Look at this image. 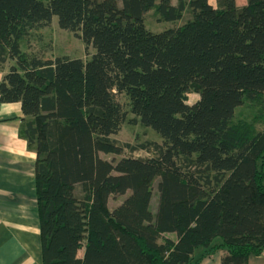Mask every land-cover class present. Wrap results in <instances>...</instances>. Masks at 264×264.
<instances>
[{"label":"trees","instance_id":"trees-1","mask_svg":"<svg viewBox=\"0 0 264 264\" xmlns=\"http://www.w3.org/2000/svg\"><path fill=\"white\" fill-rule=\"evenodd\" d=\"M153 9L176 25L149 30ZM54 16L85 57L49 55L38 32ZM0 72L37 154L43 264L264 252V0H0ZM242 105L253 118L236 119ZM126 123L162 141L121 142Z\"/></svg>","mask_w":264,"mask_h":264},{"label":"crops","instance_id":"crops-1","mask_svg":"<svg viewBox=\"0 0 264 264\" xmlns=\"http://www.w3.org/2000/svg\"><path fill=\"white\" fill-rule=\"evenodd\" d=\"M236 4L244 6L246 0ZM2 77L0 72V82ZM22 118L19 103H0V264H43L37 154L21 135ZM248 264H264V255H251Z\"/></svg>","mask_w":264,"mask_h":264},{"label":"rangeland","instance_id":"rangeland-1","mask_svg":"<svg viewBox=\"0 0 264 264\" xmlns=\"http://www.w3.org/2000/svg\"><path fill=\"white\" fill-rule=\"evenodd\" d=\"M237 1L240 2L241 0ZM212 3H215V1L212 0ZM145 25L152 32L159 33L163 32L168 28L174 27V25H176V22L157 21L156 11L153 9L146 14ZM38 34L40 40L44 39V43H51L52 49L50 50L49 55H68L72 57L86 56L85 45L82 39L75 36L72 32L60 28L56 16L53 17L51 24L39 31ZM40 40H33L32 46L36 49H39V47L41 46V44L39 43ZM21 48L23 50L27 49L25 41H22ZM190 98L194 100L197 98V96L191 95ZM253 112L254 111L251 110L249 107L242 105L236 109L235 117L236 119L242 118L250 120L251 118H253ZM257 126L258 128H263L264 124L261 125V123H259ZM147 130H145L144 127L142 128L141 125H132L130 123H126L120 133L115 136V138L120 140L121 142H128L131 145H138L144 142L146 139L156 140L159 142L162 141L161 137L154 130ZM121 156L147 157L148 153L143 151V149L136 150L134 152H131L130 149H125ZM120 200L121 196H118L114 199V201L111 200V204L114 206L116 202ZM169 236L171 238H175V235L173 234H170ZM223 253L224 252H219L215 255V257H209L208 259L204 260L202 264H217L216 261L220 259Z\"/></svg>","mask_w":264,"mask_h":264},{"label":"built area","instance_id":"built-area-1","mask_svg":"<svg viewBox=\"0 0 264 264\" xmlns=\"http://www.w3.org/2000/svg\"><path fill=\"white\" fill-rule=\"evenodd\" d=\"M262 254L264 255V252Z\"/></svg>","mask_w":264,"mask_h":264}]
</instances>
